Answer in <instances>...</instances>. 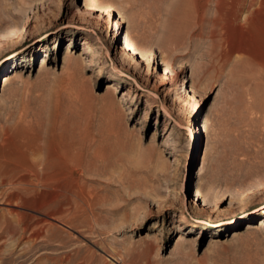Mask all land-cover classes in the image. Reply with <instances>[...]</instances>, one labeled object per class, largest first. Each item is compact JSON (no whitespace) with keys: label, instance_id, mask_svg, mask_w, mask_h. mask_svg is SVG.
I'll list each match as a JSON object with an SVG mask.
<instances>
[{"label":"rangeland","instance_id":"1","mask_svg":"<svg viewBox=\"0 0 264 264\" xmlns=\"http://www.w3.org/2000/svg\"><path fill=\"white\" fill-rule=\"evenodd\" d=\"M220 7L0 0V264H264V10Z\"/></svg>","mask_w":264,"mask_h":264},{"label":"bare ground","instance_id":"2","mask_svg":"<svg viewBox=\"0 0 264 264\" xmlns=\"http://www.w3.org/2000/svg\"><path fill=\"white\" fill-rule=\"evenodd\" d=\"M208 1H210V0H208ZM224 1H228V2H230V4L232 5V6H234L235 8V12H234V19H235V21L236 22H238V20H239V18H240V15H241V13H242V10H243V8H245V6H246V8L250 11V9L252 8V7H254V5H258V7H257V9L255 10V14L256 13H258L259 11H263L264 10V0H260L259 2L257 1V0H248L247 2H246V0H215V5L217 6V9L220 7V6H222V4H223V2ZM214 3V2H213ZM229 4V3H228ZM220 9H221V7H220ZM233 10V9H232ZM247 10V11H248ZM248 11V12H249ZM252 11H253V9H252ZM251 11V12H252ZM254 12V11H253ZM253 12H252V14H253ZM251 14V13H250ZM251 14V15H252ZM233 19V20H234ZM245 22V21H244ZM83 163V162H82ZM48 164L49 163H46V165H45V169L48 171V173H49V175H48V178L45 180V181H38L37 183H39V184H43L44 186H48L49 188H51V189H53V190H55V193L53 194V192L49 195V197H48V201L50 202V204L51 203H54V202H57V198L58 197H60V196H62L61 195V191H59V189H58V187H57V184H58V182L56 181V175L49 169V166H48ZM71 167H73V168H75V170L76 171H78V170H80V169H82V168H84V167H82V165L79 163V160H77V161H73L72 163H71ZM86 167V166H85ZM83 170V169H82ZM81 170V171H82ZM86 170V169H85ZM84 170V171H85ZM86 172H87V170H86ZM35 175V174H34ZM36 178V177H35ZM33 185V184H32ZM36 185V184H35ZM75 195V194H74ZM77 195V194H76ZM66 197H68V196H66ZM77 196H75V198H76ZM63 198H65L64 196H63ZM69 199H70V196H69ZM67 200V199H66ZM75 201V200H74ZM77 201H79V200H77ZM76 201V202H77ZM83 201V200H82ZM46 202V201H45ZM61 201H59L57 204H56V206H57V213L58 214H62V212H63V210H62V207L63 206H66L67 204H63V203H60ZM64 202V201H63ZM71 202V201H70ZM76 202H74V204H76ZM85 202V201H84ZM72 203V202H71ZM6 204H8V203H6ZM12 204V203H11ZM73 204V203H72ZM71 204V205H72ZM80 205V204H79ZM56 206H55V208H56ZM75 207V206H74ZM76 211H77V209H76Z\"/></svg>","mask_w":264,"mask_h":264}]
</instances>
